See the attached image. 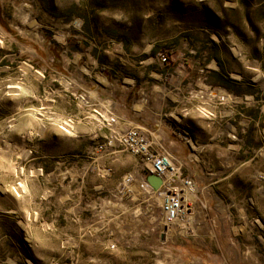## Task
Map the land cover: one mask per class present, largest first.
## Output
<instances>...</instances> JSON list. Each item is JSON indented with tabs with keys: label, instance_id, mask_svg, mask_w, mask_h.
I'll list each match as a JSON object with an SVG mask.
<instances>
[{
	"label": "rangeland",
	"instance_id": "rangeland-1",
	"mask_svg": "<svg viewBox=\"0 0 264 264\" xmlns=\"http://www.w3.org/2000/svg\"><path fill=\"white\" fill-rule=\"evenodd\" d=\"M124 92L190 185L123 148ZM0 264H264V0H0Z\"/></svg>",
	"mask_w": 264,
	"mask_h": 264
},
{
	"label": "built area",
	"instance_id": "built-area-1",
	"mask_svg": "<svg viewBox=\"0 0 264 264\" xmlns=\"http://www.w3.org/2000/svg\"><path fill=\"white\" fill-rule=\"evenodd\" d=\"M163 59L165 60V57H163ZM106 121V123L110 124L116 120L115 117L111 115L106 118ZM113 132L118 136V140L123 148L134 155L140 156L149 172L162 178L164 183L172 181L175 177H178L185 181L187 185L191 184L186 177H181V163L178 161L177 157L166 149H155L157 145H154V141L146 136L142 128L133 126L122 132H120V130H113ZM165 177L170 180L165 182ZM130 180L131 176L126 175L124 181L128 182ZM160 188L156 190L154 189V191L161 190ZM165 197L164 198L167 202L165 206L166 220L173 221L180 213L181 205L176 197L168 194H166Z\"/></svg>",
	"mask_w": 264,
	"mask_h": 264
},
{
	"label": "crops",
	"instance_id": "crops-1",
	"mask_svg": "<svg viewBox=\"0 0 264 264\" xmlns=\"http://www.w3.org/2000/svg\"><path fill=\"white\" fill-rule=\"evenodd\" d=\"M133 85H128L126 88L129 92ZM111 89V90H110ZM115 87H107V92H113ZM129 93H123V96H118L115 94H108L105 101L108 102L109 108L105 109V115H113L117 118V124L127 128L132 125H142V127L147 126L145 118H143L141 111H135L134 104L131 98H129ZM118 96V97H117ZM145 115L148 114V111H144ZM142 119V120H141ZM145 128V127H144Z\"/></svg>",
	"mask_w": 264,
	"mask_h": 264
},
{
	"label": "trees",
	"instance_id": "trees-1",
	"mask_svg": "<svg viewBox=\"0 0 264 264\" xmlns=\"http://www.w3.org/2000/svg\"><path fill=\"white\" fill-rule=\"evenodd\" d=\"M210 42H212L211 39H210ZM154 52L155 51H153V53ZM221 69L223 70L224 67L222 66ZM211 72H213V74H215L217 76V84L218 85L226 88L227 90H229L230 92H233L235 94L241 93L240 89H238V86H237L238 84L235 81L229 80L227 77V74H223L221 71H211Z\"/></svg>",
	"mask_w": 264,
	"mask_h": 264
},
{
	"label": "water",
	"instance_id": "water-1",
	"mask_svg": "<svg viewBox=\"0 0 264 264\" xmlns=\"http://www.w3.org/2000/svg\"><path fill=\"white\" fill-rule=\"evenodd\" d=\"M147 181L155 189L160 187V185H161V179L158 176L154 175V174L149 175L147 177Z\"/></svg>",
	"mask_w": 264,
	"mask_h": 264
},
{
	"label": "bare ground",
	"instance_id": "bare-ground-1",
	"mask_svg": "<svg viewBox=\"0 0 264 264\" xmlns=\"http://www.w3.org/2000/svg\"><path fill=\"white\" fill-rule=\"evenodd\" d=\"M168 179H169V178L165 177V182H167Z\"/></svg>",
	"mask_w": 264,
	"mask_h": 264
}]
</instances>
